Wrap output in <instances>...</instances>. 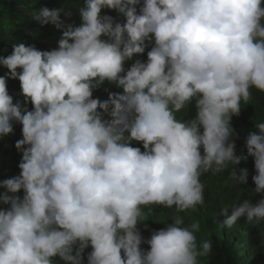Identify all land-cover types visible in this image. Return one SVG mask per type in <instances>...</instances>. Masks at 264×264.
<instances>
[{
    "label": "clouds",
    "instance_id": "clouds-1",
    "mask_svg": "<svg viewBox=\"0 0 264 264\" xmlns=\"http://www.w3.org/2000/svg\"><path fill=\"white\" fill-rule=\"evenodd\" d=\"M77 10L78 26L60 19L71 8L33 10L31 19L61 31L58 47L19 42L0 56L8 70L0 76V136L13 121L22 125L20 173L0 182V203L9 206L0 209V264H82L89 245L87 264H198L212 251L210 241L198 250V222L185 226L173 215L147 240L137 226L147 221L143 207L204 206L206 173L247 182L230 121L253 88L264 93V0H83ZM149 44L146 62L126 69ZM7 79L20 82L32 110L13 101ZM105 82L122 93L93 98ZM190 105L195 116L178 118ZM254 128L245 146L253 192L264 193V122ZM219 215L221 227L242 218L259 224L264 198Z\"/></svg>",
    "mask_w": 264,
    "mask_h": 264
},
{
    "label": "trees",
    "instance_id": "trees-1",
    "mask_svg": "<svg viewBox=\"0 0 264 264\" xmlns=\"http://www.w3.org/2000/svg\"><path fill=\"white\" fill-rule=\"evenodd\" d=\"M142 3V0H141ZM83 0H0V56L6 57L11 54L13 44L23 42L26 46L32 45L41 51H50L58 47V41L61 31L55 25H41L31 19L33 10H39L41 7L49 9L71 8L72 15L65 17L61 14V21L64 24L72 23L78 26L81 23L78 8L82 6ZM139 8V6H137ZM103 15H109L116 22H124L122 15L115 10L103 9ZM151 45L145 49V53L134 55L132 60L125 62V68L140 59L142 62L147 60V51ZM7 69L0 66V76H5ZM7 90L13 97V101H20L22 106L29 111L32 105L29 102L23 104V96L20 94V82L17 79H7ZM109 92L122 93L121 88L114 84L104 83L101 87L93 91V98L101 101L108 98ZM252 99L249 104L241 105L239 115L231 118V125L234 129L235 136L232 138L235 144V154L240 157L237 168L247 169L248 176L245 184H234L228 179V171L213 174L211 172L201 176L204 184L205 204L199 207L197 211H187L176 213L175 209L165 208L163 206L143 207L145 219L139 224L138 230L144 240L150 238L151 233L164 228L171 222L173 215H181L184 219L185 226L193 222L199 223V231L195 233L198 250L205 241H210L212 251L207 256L198 257V264H264V222L259 224L246 223L242 218L231 228L221 227L219 222L225 219V216L219 215L223 207L229 208L240 203L244 199H249L251 203L256 204L264 193H255L253 189L255 184L252 176L255 175L254 159L247 155L246 137L249 132L256 131L254 126L258 122H264V93L252 89ZM195 116V107L190 105L189 110H183L177 113L178 118H191ZM107 118V117H105ZM22 139V133L13 128L11 138L3 140L0 136V171L3 169L0 182L13 176H18L20 169L18 167L21 161V151L15 147L17 140ZM133 147L141 148L142 143L133 141ZM232 166L229 165V169ZM0 188V193L4 192ZM16 195L23 196V192ZM8 205L0 203V209H6ZM140 247L147 251L149 245L142 243ZM92 251L89 245L84 249L82 254V264H87V255ZM57 264H63L57 258Z\"/></svg>",
    "mask_w": 264,
    "mask_h": 264
},
{
    "label": "built area",
    "instance_id": "built-area-1",
    "mask_svg": "<svg viewBox=\"0 0 264 264\" xmlns=\"http://www.w3.org/2000/svg\"><path fill=\"white\" fill-rule=\"evenodd\" d=\"M12 123H13V128H14L15 130H17V131H19V132H22V131H21V130H22V125H21L20 123L15 122V121H13Z\"/></svg>",
    "mask_w": 264,
    "mask_h": 264
},
{
    "label": "rangeland",
    "instance_id": "rangeland-1",
    "mask_svg": "<svg viewBox=\"0 0 264 264\" xmlns=\"http://www.w3.org/2000/svg\"><path fill=\"white\" fill-rule=\"evenodd\" d=\"M9 138H11V134H9V135H7V136H3V140L5 139V140H7V139H9ZM1 167V166H0ZM1 170V169H0ZM3 174V169H2V171H0V179H1V175Z\"/></svg>",
    "mask_w": 264,
    "mask_h": 264
}]
</instances>
